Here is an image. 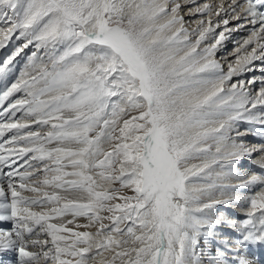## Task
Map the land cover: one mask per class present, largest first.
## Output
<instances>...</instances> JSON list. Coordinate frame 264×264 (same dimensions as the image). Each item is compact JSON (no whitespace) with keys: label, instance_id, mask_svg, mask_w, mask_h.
<instances>
[{"label":"snow or ice","instance_id":"6c2138e0","mask_svg":"<svg viewBox=\"0 0 264 264\" xmlns=\"http://www.w3.org/2000/svg\"><path fill=\"white\" fill-rule=\"evenodd\" d=\"M0 8V48L16 33L26 41L0 64V78L36 49L0 92V222H11L0 227V254L16 253V264H204L202 238L220 236L207 264H248L239 249L264 244V174L244 176L237 165L258 152L264 172V80L258 90L255 80L225 84L264 62V0H231L232 19L259 27L227 73L212 57L230 30L197 51L220 23L200 21L191 43L178 0ZM227 11L221 4L215 15ZM248 133L261 143L249 146ZM231 204L246 206L242 218L217 215ZM221 225L237 238L218 233Z\"/></svg>","mask_w":264,"mask_h":264},{"label":"rangeland","instance_id":"374dc122","mask_svg":"<svg viewBox=\"0 0 264 264\" xmlns=\"http://www.w3.org/2000/svg\"><path fill=\"white\" fill-rule=\"evenodd\" d=\"M211 3H208V2H206V3H208L209 5H211L212 6V8L214 9L213 10V13L211 14V16H209V14H205V16H207V17H205L204 15V17L202 16V20L201 21H204L205 22V25H207V22H208V20H209V18H211V20H212V22H216L217 21V19H215V18H217V15H215V12L216 11H218L219 10V6L221 5V4H223L224 5V7L227 9L228 7H229V5L231 4V0H212V1H210ZM238 2H243L242 0H238ZM206 3H204V4H206ZM2 11H3V9L2 8H0V13H2ZM182 11V10H181ZM215 11V12H214ZM223 14V15H222ZM221 18H220V22L222 21V19H228L229 21L232 19L231 18V16L232 15H234L233 13H231V9H229L227 12H222L221 13ZM215 16V17H214ZM212 17H214V18H212ZM215 19V20H214ZM214 20V21H213ZM235 22L237 21V24H241V22H246V20H244L243 18L242 19H240V20H234ZM200 22V21H199ZM244 22V23H245ZM189 24H191L190 22H189ZM230 25H232V23L231 24H229V25H227V26H225V25H223V23L221 24L220 23V26H221V29H225V27H229ZM244 25V27H240V25H238L237 27H239L240 28V30L239 31H236V32H234L233 30H231L230 28H232L231 26H230V28H229V30L230 31H227L226 32V34H228L227 36V38L228 39H230L231 41H234L233 43H232V45L228 48L227 46L229 45V44H226L222 49H221V54H219V57H217V59L219 58V61H217L218 63H222V61L224 62H226V64L225 65H223V67L224 66H229V65H232V64H235V60H236V58H237V56L238 55H241L242 53H243V48H242V45H243V43H244V41L245 40H247L249 37H250V35H251V33H252V30H253V28L255 27V26H253L252 24H249L248 22H246L245 24H243ZM6 26V23H5V18H4V16L3 15H0V29H2V28H4ZM259 27V26H258ZM196 29V28H195ZM220 29V30H221ZM196 32V31H195ZM17 37H18V39H17V41L14 39L13 41H12V38L6 43V45H5V48H8L7 49V52H5V54H1V52H2V50H0V64H2L3 63V61H5V60H7L10 56H12L13 55V53L16 51V49H18V48H20V47H22V45L24 44V43H26V41H25V39L23 38V37H20L19 36V34L17 35ZM234 37V38H233ZM238 39V40H237ZM21 42V43H20ZM205 42V41H204ZM203 42V43H204ZM13 47V48H12ZM202 47L203 48H206V46L203 44L202 45ZM11 48V49H10ZM238 48H240L241 49V52H237V49ZM250 48H251V46H249V50H250ZM34 51H36V49H35V46H34V44L31 46V49H30V52H28L27 51V55H26V57H24V54H23V56L21 57V58H19V59H17L16 61L14 60L13 61V63L9 66V68L11 69V71L8 73V75L6 76V77H3L2 79H3V84H4V86L6 87V86H10L12 83H14L17 79H18V77L20 76V73L22 72V71H24V69H25V66L28 64V61H29V57L31 56V54H32V52H34ZM228 51V52H227ZM227 54V55H224L223 57H222V54ZM39 55H41V56H43L44 57V63H48V60H47V57L44 55V52L43 51H41V52H39L38 53ZM233 55V56H232ZM220 57H222L221 59H220ZM234 57H236V58H234ZM234 59V60H233ZM233 61V62H232ZM228 68V67H227ZM224 70V69H223ZM226 70V69H225ZM17 71H19V72H17ZM15 74V75H14ZM17 74V75H16ZM245 79V78H244ZM244 79H243V81H244ZM252 79V78H251ZM242 80V79H241ZM237 81H239V80H237ZM237 81H235V82H237ZM229 82H227L226 84H225V86H227V84H228ZM16 96H19V99H23V98H25V96H24V93H17V95ZM15 96V97H16ZM22 116L23 115H18L17 113H16V119H20V118H22ZM33 128H34V130H41V131H44V130H46V129H39V128H36V126H33ZM11 134H9V136H10ZM214 150V149H213ZM202 162L201 160H199V159H195V160H192L191 162H190V164H200V163ZM22 163V162H21ZM255 164H253V166H254ZM24 169H21V171H23ZM259 173V172H258ZM253 174H256V172L255 171H253ZM257 191H259V188L257 187V188H254L253 190H250V191H248L249 192V195L248 196H251V195H254L255 194V192H257ZM129 194H131V193H129ZM245 193H243V195H244ZM28 195H31V194H28ZM217 196L219 197V193L217 192ZM226 198V197H225ZM225 206H220V207H218L217 209H216V213H217V215H219V213H221V212H223L224 210H225ZM246 207H244V209H243V211L244 212H242V215L246 212ZM225 213H228V211L226 210V211H224ZM230 214V213H229ZM244 216V215H243ZM242 217V216H241ZM71 217H68L67 219H70ZM240 218V216L239 217H237V219H239ZM87 219L86 218H83V217H81V218H79L78 219V223H80V224H86V223H88V221H86ZM2 224L3 223H5V225L3 226L2 224L0 225V227H3V228H5V229H8V228H10V226H11V222H7V221H5V222H1ZM70 227H71V225H69ZM224 225H221L220 227H218L217 229H216V231L218 232V233H224V230H225V228L223 227ZM79 231H85V230H90V231H95V228H92V229H83V228H81V229H78ZM236 232H237V230H235ZM237 238V236H233L232 237V240H235ZM221 239V237L220 236H216V237H214L213 239H212V242L211 243H207L206 241H204L203 240V238H202V240H201V248H204V254H203V260H204V264H207V260H208V253L209 252H211L212 254H214L215 253V251H216V249L218 248V247H220L221 245H219L218 243H217V241L218 240H220ZM232 247L233 248H237V246L235 245V244H233L232 245ZM246 247H243L242 248V250L244 251V253L245 254H243V251H242V253H240V255H241V257L242 258H246V260H251V259H253L254 261H253V263L252 264H259L258 263V261L254 258V257H252V256H250L249 255V250H246L245 249ZM241 249V248H240ZM239 249V251H241ZM10 252H6V253H3V254H0V264H9L8 263V260H10L9 259V254ZM12 253V252H11ZM16 254V253H15ZM14 254V252H13V255L14 256H12V257H14V260L12 261H9L10 262V264H14L15 262H17V258H16V261H15V257H17V254L15 255ZM6 255V256H5ZM246 255V256H245ZM234 259H237V257L236 256H234V257H232L231 258V260H234ZM229 261H231L230 259H228ZM12 262V263H11ZM249 264H251L250 262H248ZM261 264H263V263H261Z\"/></svg>","mask_w":264,"mask_h":264},{"label":"bare ground","instance_id":"6f19581e","mask_svg":"<svg viewBox=\"0 0 264 264\" xmlns=\"http://www.w3.org/2000/svg\"><path fill=\"white\" fill-rule=\"evenodd\" d=\"M210 1H212V0H178V2L181 4L182 2H184L185 4H183V6H182V8H181V12H180V15L183 17V27H185V28H187L188 29V33H189V41L191 42V43H195V41L198 39V35L196 34V29L198 28V26H199V21H201L202 20V16L204 15L205 16V14L206 13H201V12H198V13H195V14H193V15H189L188 14V16L184 19V16L187 14V13H190V12H197V11H195V9L197 8V7H202L203 5H204V3H206V2H208V3H211ZM207 3V4H208ZM184 8V9H183ZM230 8L228 7L227 8V10H229ZM214 10V9H213ZM215 12V11H214ZM222 13V12H221ZM221 13H220V15L219 16H217V18H215V19H217V21L216 22H212L213 23V26H215L217 23H221L222 24V22H220V18H221V16L223 15H221ZM203 16V17H204ZM205 17H207V16H205ZM215 17V16H214ZM214 17H212V18H214ZM214 19V20H215ZM213 20V21H214ZM235 19H231L230 21H229V24H231L232 23V25H230L232 28H230V26L228 27V29L230 28L231 30H233V27H237L238 25H241V24H245L244 22H241V24L239 23V24H237V21L235 22L234 21ZM189 22L191 23V24H189ZM196 23V24H195ZM228 24V25H229ZM177 27H179V25L177 26ZM196 28V29H195ZM221 29V26L220 27H218L215 31H219ZM222 31H224V29H221L220 30V32H222ZM220 32H218V33H220ZM19 33H16L15 35H13V37H12V41L15 39L16 41H17V39H18V37H17V35H18ZM224 34H225V36H226V38L228 37L227 35L228 34H226V32H224ZM216 35V34H215ZM215 35L214 36H212V37H210V38H208L207 40H205V42L204 43H201V45L199 46V48L197 49V51H202L204 48L202 47V45L204 44L206 47L209 45V44H211V43H214L215 42V39H214V37H215ZM234 38V37H233ZM238 40V39H237ZM21 43V42H20ZM227 44V40H223V41H221V43L217 46V48H216V51L217 50H219V52L217 53L216 51H215V55L212 57L214 60H216V61H219V58L217 59V57H219V54H221V52H220V49L221 48H223V46H225ZM229 45L227 46L228 48L232 45V43H228ZM31 46L32 45H29V47L28 48H26V49H24V51L19 55V56H17L16 58H15V61L17 60V59H19V58H21L22 56H23V54H24V57H26V55H27V51L28 52H30V49H31ZM13 48V47H12ZM7 49L8 48H5V47H3V48H0V50H2V52H1V54H5V52H7ZM11 49V48H10ZM228 52V51H227ZM216 53H217V55H216ZM224 55H227L226 53L225 54H222V57L224 56ZM233 56V55H232ZM222 57H220V59L222 58ZM234 58H236V57H234ZM234 60V59H233ZM233 62V61H232ZM45 64H47V63H45ZM226 64V62L224 61V63H223V65H225ZM232 65H234V64H232ZM49 67H50V65H49ZM228 68H229V66H227ZM225 73H227V71H228V69H224L223 70ZM15 75V74H14ZM17 75V74H16ZM241 75V77H243V78H241L242 80L244 79V73H242V74H240ZM19 78V77H18ZM0 79H2V78H0ZM249 79V78H248ZM237 80H239V77L238 76H234L233 77V80L231 81V82H229L228 84H227V86L226 87H229L230 85H231V83H233V82H235V81H237ZM245 80V79H244ZM251 80H255V76L254 77H252V79ZM248 80H246L245 82H247ZM227 83V82H226ZM5 88V87H4ZM4 88H2L1 89V86H0V92H2L3 90H4ZM259 89V88H258ZM14 99H19V96H16V97H14L13 98V100ZM239 127H240V130L241 131H243L246 127H247V125L246 124H241V125H239ZM9 135V134H8ZM232 136L233 137H235V132H233L232 133ZM244 139H245V142L249 145V146H252L253 144H255V145H259L260 143H261V140L259 139L258 141H256L255 139H254V136H253V134H251V133H248L245 137H244ZM259 159H260V153H258V152H256V153H253L251 156H248V157H245L244 159H243V161L239 164V165H237V168L239 169V171H240V173L242 174V175H244V176H250V175H252L253 174V171H255L256 172V174H264V172L263 173H258V168H254L253 169V167L256 165V163L258 164V161H259ZM248 161V163L247 164H244V163H246ZM200 163V162H199ZM253 164H255L254 166H253ZM220 169L219 168H217V171H219ZM5 171H7V169H5ZM231 183L232 184H238L239 183V181L238 180H235V179H233L232 181H231ZM249 190H245L243 193H245L244 195L245 196H248L249 195V192H248ZM243 193H242V195H243ZM246 207V206H245ZM232 210V211H236L235 213H233V212H231L230 210ZM243 209H244V207L242 208L240 205H238V204H231V205H228L226 208H225V210L224 211H228V215L229 216H231V217H233V218H237V217H239L240 216V218H242L243 217V215H242V212H244L243 211ZM223 211V212H224ZM239 211V212H238ZM230 213V214H229ZM242 216V217H241ZM87 221V220H86ZM2 224V223H1ZM0 224V225H1ZM228 227V226H227ZM228 228H230V227H228ZM230 229H232V228H230ZM234 230V229H233ZM225 236H227L228 238H230L231 240H232V237L235 235V236H237V232L234 230V233L232 232L231 233V231L229 232V231H224V233H223ZM241 251H240V253H242V248L240 249ZM234 251L235 250H233V252H229L228 253V259H230L231 260V258L232 257H234L235 256V254H234ZM15 254V253H14ZM243 254H245L244 253V251H243ZM10 257H9V261H11L12 260V258H13V260H14V257H12V256H14L13 255V252L11 253H9L8 254ZM16 255V254H15ZM6 256V255H5ZM246 256V255H245ZM16 258L17 257H15V261H16ZM244 259H246V258H244ZM12 260V261H13ZM8 261V263L10 264V262ZM248 262H250L251 264L253 263V260H247ZM12 263V262H11ZM7 264V263H6ZM14 264H16V262L14 263ZM249 264V263H248Z\"/></svg>","mask_w":264,"mask_h":264}]
</instances>
